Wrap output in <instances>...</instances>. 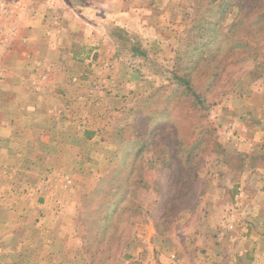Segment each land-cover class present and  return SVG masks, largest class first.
<instances>
[{
	"label": "rangeland",
	"instance_id": "rangeland-1",
	"mask_svg": "<svg viewBox=\"0 0 264 264\" xmlns=\"http://www.w3.org/2000/svg\"><path fill=\"white\" fill-rule=\"evenodd\" d=\"M15 1L0 264H264V0H66L33 71Z\"/></svg>",
	"mask_w": 264,
	"mask_h": 264
},
{
	"label": "crops",
	"instance_id": "crops-1",
	"mask_svg": "<svg viewBox=\"0 0 264 264\" xmlns=\"http://www.w3.org/2000/svg\"><path fill=\"white\" fill-rule=\"evenodd\" d=\"M15 2L18 9L21 7V10L18 12V24L15 27V31L11 28H8V30L6 28L3 32L14 31L11 34L16 39V42L15 44L6 45L4 48L5 53L9 55L12 53L15 59L20 60L19 63H21L20 66L23 70L29 69L33 71L37 69L35 68L37 65L48 66L53 59L52 56L60 54V49L63 47L59 45L61 43L59 39L63 37L61 30L57 29L59 31H56L51 24L52 13L55 7H62L64 2L66 3V0H16ZM54 35L59 37L57 42L53 39ZM34 111L33 109V117ZM21 113L28 115L29 112L25 110L16 112L17 116ZM11 122V120L2 122L1 124L3 125L0 124V128L3 129L5 127L10 129L12 125H17V127L25 126L20 121ZM14 131L16 132L17 129H14ZM10 143L5 141L2 145L3 147H10Z\"/></svg>",
	"mask_w": 264,
	"mask_h": 264
}]
</instances>
